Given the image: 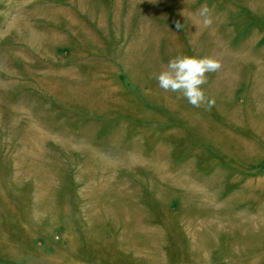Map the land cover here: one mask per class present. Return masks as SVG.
<instances>
[{"label":"rangeland","instance_id":"rangeland-1","mask_svg":"<svg viewBox=\"0 0 264 264\" xmlns=\"http://www.w3.org/2000/svg\"><path fill=\"white\" fill-rule=\"evenodd\" d=\"M0 264H264V0H0Z\"/></svg>","mask_w":264,"mask_h":264},{"label":"clouds","instance_id":"clouds-1","mask_svg":"<svg viewBox=\"0 0 264 264\" xmlns=\"http://www.w3.org/2000/svg\"><path fill=\"white\" fill-rule=\"evenodd\" d=\"M204 9L203 12H206ZM203 12L201 13L203 15ZM205 24L210 20L205 18ZM180 23L176 27L179 28ZM221 67L220 61L210 56L177 54L155 74L158 87L165 92L177 93L187 103L199 107L203 103L211 106L215 101L207 98L201 87L206 82V73L215 72Z\"/></svg>","mask_w":264,"mask_h":264},{"label":"bare ground","instance_id":"bare-ground-1","mask_svg":"<svg viewBox=\"0 0 264 264\" xmlns=\"http://www.w3.org/2000/svg\"><path fill=\"white\" fill-rule=\"evenodd\" d=\"M180 8V7H179ZM25 32H27V25L25 24V23H22V24H20V25H18V28H17V33L18 34H20V33H25ZM32 35H33V33H32ZM30 138V137H29ZM30 140H32L31 138H30ZM35 142V141H34ZM28 153V152H27ZM18 181V180H17ZM37 185V184H36ZM36 187V186H35ZM47 188V187H46ZM48 191V190H47ZM46 191V192H47ZM38 192H40V191H38ZM44 202H45V200H44ZM91 204V203H90ZM87 206V205H86ZM45 209V208H44ZM38 211V210H37ZM40 211V210H39ZM106 211V210H105ZM107 216V215H106ZM145 229V228H144ZM146 230H147V228H146ZM120 236V235H119ZM118 236V237H119ZM121 237V236H120ZM119 239V238H118ZM120 240V239H119Z\"/></svg>","mask_w":264,"mask_h":264}]
</instances>
